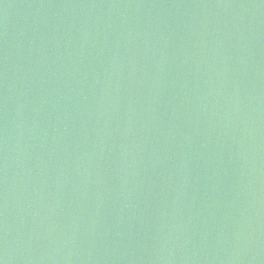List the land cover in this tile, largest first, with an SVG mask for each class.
Here are the masks:
<instances>
[{"label": "water", "instance_id": "1", "mask_svg": "<svg viewBox=\"0 0 264 264\" xmlns=\"http://www.w3.org/2000/svg\"><path fill=\"white\" fill-rule=\"evenodd\" d=\"M3 264H264V0H0Z\"/></svg>", "mask_w": 264, "mask_h": 264}, {"label": "snow or ice", "instance_id": "2", "mask_svg": "<svg viewBox=\"0 0 264 264\" xmlns=\"http://www.w3.org/2000/svg\"><path fill=\"white\" fill-rule=\"evenodd\" d=\"M0 264H3V261H0Z\"/></svg>", "mask_w": 264, "mask_h": 264}]
</instances>
